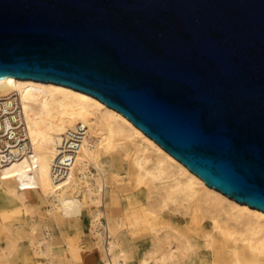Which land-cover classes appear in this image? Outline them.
<instances>
[{"label":"water","instance_id":"obj_1","mask_svg":"<svg viewBox=\"0 0 264 264\" xmlns=\"http://www.w3.org/2000/svg\"><path fill=\"white\" fill-rule=\"evenodd\" d=\"M103 103L264 213V0H0V80Z\"/></svg>","mask_w":264,"mask_h":264},{"label":"bare ground","instance_id":"obj_2","mask_svg":"<svg viewBox=\"0 0 264 264\" xmlns=\"http://www.w3.org/2000/svg\"><path fill=\"white\" fill-rule=\"evenodd\" d=\"M11 93L20 102L32 154L0 167V189L24 213L46 207L26 237L33 264L81 262L79 222L88 225L85 234L102 264H264V213L208 188L121 114L62 86L0 80V96ZM76 125L85 128L81 147L68 177L54 185L57 147ZM124 165L138 190L129 214L117 207V170ZM178 215L188 219L183 229L154 223ZM71 227L76 232L66 241ZM125 231H147L146 248L129 246ZM18 241L7 229L0 264H10Z\"/></svg>","mask_w":264,"mask_h":264},{"label":"rangeland","instance_id":"obj_3","mask_svg":"<svg viewBox=\"0 0 264 264\" xmlns=\"http://www.w3.org/2000/svg\"><path fill=\"white\" fill-rule=\"evenodd\" d=\"M117 172L119 174L118 176L119 182L116 183L117 184L116 187L118 188L116 192L117 207H118V210H120L122 213L129 214L131 212L130 202L133 201L130 199L135 198L134 195H137L138 190L134 189L133 184L127 181L128 170L125 165L122 167V169H118ZM33 196L35 197V194H32V197ZM125 198H126V201H125ZM142 203L143 201L139 202V204H142ZM137 206L138 204H136V207ZM45 209H46L45 206H39L37 208H34L31 214L28 212L24 213L22 206L19 203H16L14 200H12L6 193H4L0 189V217L2 218V219L0 218V248L3 247L4 245V238H5L7 229L11 231L13 236H17L19 238L18 245L10 257V264H33V261L31 260L30 255H29V249L26 246V243H27L26 237L28 235L30 226L33 224V222L39 221V219L41 218L40 214L43 213ZM4 214L9 215L7 219H3L2 215ZM176 217L178 218L176 219L174 216L167 217V218L161 217V218H158L154 223L156 225L167 224L170 226L177 227L178 229L185 228L187 225L186 222L188 221V219L185 220V218L180 215ZM72 225L74 226V224ZM77 225L81 227V230L79 231V233L81 234L79 235L80 237L79 244L81 247L80 250L83 251L81 262L77 264H102L100 263L98 255L96 254L95 250L91 248L92 243H91L90 237L85 234L87 230L86 227L88 228V225L86 223H81V222H79ZM73 232H76V231L74 230L73 227H71L68 230V232L65 234L66 241H68L69 237L73 236ZM147 234L148 232L146 231L143 234L132 235L130 232L125 231V238L128 241L129 246L144 250L147 244Z\"/></svg>","mask_w":264,"mask_h":264},{"label":"built area","instance_id":"obj_4","mask_svg":"<svg viewBox=\"0 0 264 264\" xmlns=\"http://www.w3.org/2000/svg\"><path fill=\"white\" fill-rule=\"evenodd\" d=\"M84 136L85 128L76 125L61 137L53 164L54 185L68 177ZM31 154L28 129L17 96L13 93L0 96V167Z\"/></svg>","mask_w":264,"mask_h":264}]
</instances>
